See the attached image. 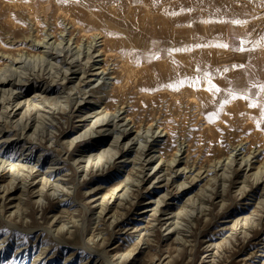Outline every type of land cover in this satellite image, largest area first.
<instances>
[{"label": "rangeland", "instance_id": "1", "mask_svg": "<svg viewBox=\"0 0 264 264\" xmlns=\"http://www.w3.org/2000/svg\"><path fill=\"white\" fill-rule=\"evenodd\" d=\"M0 264H264V0H0Z\"/></svg>", "mask_w": 264, "mask_h": 264}, {"label": "bare ground", "instance_id": "2", "mask_svg": "<svg viewBox=\"0 0 264 264\" xmlns=\"http://www.w3.org/2000/svg\"><path fill=\"white\" fill-rule=\"evenodd\" d=\"M99 33V32H98ZM154 35V34H153ZM106 36V35H105ZM156 36V35H155ZM164 37V36H163ZM107 38V37H106ZM102 45V44H101ZM105 54V53H104ZM171 54V53H170ZM161 59V58H160ZM181 61V60H180ZM163 62H165V63H163L164 65H159L158 63L156 64V66H154V67H151V66H147V70L148 71H151V72H156L155 74H160V73H163V74H161L160 75V77H162V76H171L172 74H174V73H177V72H173V70L175 71V70H177V69H170L169 67H168V65L170 64V63H168V60H164ZM143 64H146L145 62L143 63ZM108 66V65H107ZM146 66V65H145ZM82 70V69H81ZM239 70V69H238ZM243 69H241V70H239V71H242ZM180 71V70H179ZM228 70L226 69V72H227ZM147 72V71H146ZM220 72H224V70L222 69V71H220ZM197 73V72H196ZM221 74V73H220ZM180 75H182V74H180ZM201 75V74H200ZM222 75V74H221ZM174 76V75H173ZM176 76V75H175ZM183 76V75H182ZM193 76V75H192ZM181 77V76H180ZM179 77V78H180ZM207 77H208V74L206 75H204L203 74V76H195V77H192V79L194 78V80H195V78H196V80H195V82H198L200 79V81L199 82H201L202 81V83H203V85H199L198 87L196 86V83L194 84V85H190L189 83L190 82H188V84H187V87H188V92L189 93H193V95H194V93L196 92V93H202V91H205L204 90V88H206V86H204L205 85V83H206V81L205 80H207ZM223 77H224V75H223ZM163 78V77H162ZM164 79H166L165 77H164ZM171 79V78H170ZM190 79V78H189ZM192 79H191V81H192ZM173 80V79H172ZM179 81V80H178ZM188 81V80H187ZM187 81H186V83H187ZM173 82H175V81H173ZM198 82V83H199ZM178 83V82H177ZM176 82L175 83H166L165 84V86L168 88V89H171V88H178L179 86H184V84H180V82L177 84ZM185 86H186V84H185ZM195 89H196V91H195ZM187 90V89H186ZM195 93V94H196ZM205 93V92H204ZM128 94V93H127ZM206 94V93H205ZM205 97H206V95H205ZM197 99V98H196ZM198 101V100H197ZM201 101V100H200ZM199 101V102H200ZM202 102V101H201ZM205 102H207L206 100H204L203 102H202V104L204 103V105H205ZM198 103V102H197ZM196 106V105H195ZM198 107L200 108L201 107V103H198ZM196 113H197V111H196ZM195 113V114H196ZM171 117V116H170ZM174 118V117H173ZM196 120V119H195ZM173 121V120H172ZM168 134V133H167ZM248 135V134H247ZM245 136V135H244Z\"/></svg>", "mask_w": 264, "mask_h": 264}, {"label": "crops", "instance_id": "3", "mask_svg": "<svg viewBox=\"0 0 264 264\" xmlns=\"http://www.w3.org/2000/svg\"><path fill=\"white\" fill-rule=\"evenodd\" d=\"M99 1H101V2H118V1H121V0H99ZM228 39L230 40L231 37L229 36Z\"/></svg>", "mask_w": 264, "mask_h": 264}]
</instances>
